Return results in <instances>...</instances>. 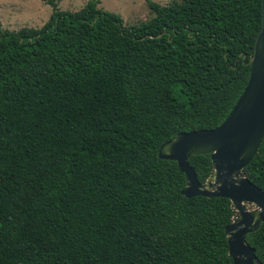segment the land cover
<instances>
[{
  "label": "trees",
  "instance_id": "trees-1",
  "mask_svg": "<svg viewBox=\"0 0 264 264\" xmlns=\"http://www.w3.org/2000/svg\"><path fill=\"white\" fill-rule=\"evenodd\" d=\"M44 1L41 27L0 24V264H233L230 200L184 196L158 149L227 117L261 0H145L134 24ZM188 162L204 181L210 154ZM244 171L264 191V135ZM246 241L264 263V223Z\"/></svg>",
  "mask_w": 264,
  "mask_h": 264
},
{
  "label": "water",
  "instance_id": "water-1",
  "mask_svg": "<svg viewBox=\"0 0 264 264\" xmlns=\"http://www.w3.org/2000/svg\"><path fill=\"white\" fill-rule=\"evenodd\" d=\"M264 135V0H261V26L250 58L249 77L241 95L218 126L179 132L158 149L160 158L174 160L185 175L182 194L221 196L230 200L232 217L225 226L227 255L233 264H264L246 235L264 223V191L245 174ZM210 154L212 168L199 181L188 158Z\"/></svg>",
  "mask_w": 264,
  "mask_h": 264
},
{
  "label": "rangeland",
  "instance_id": "rangeland-1",
  "mask_svg": "<svg viewBox=\"0 0 264 264\" xmlns=\"http://www.w3.org/2000/svg\"><path fill=\"white\" fill-rule=\"evenodd\" d=\"M88 0H55L62 10H77ZM98 6L119 14L125 24H134L152 17L145 0H99ZM166 4L172 0H152ZM52 6L44 0H0V24L3 29L41 27L49 18Z\"/></svg>",
  "mask_w": 264,
  "mask_h": 264
}]
</instances>
